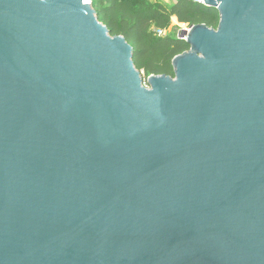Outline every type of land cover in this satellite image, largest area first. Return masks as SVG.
I'll list each match as a JSON object with an SVG mask.
<instances>
[{"label": "water", "instance_id": "95a60500", "mask_svg": "<svg viewBox=\"0 0 264 264\" xmlns=\"http://www.w3.org/2000/svg\"><path fill=\"white\" fill-rule=\"evenodd\" d=\"M144 86L90 0H0V264H264V0H202Z\"/></svg>", "mask_w": 264, "mask_h": 264}, {"label": "trees", "instance_id": "16d2710c", "mask_svg": "<svg viewBox=\"0 0 264 264\" xmlns=\"http://www.w3.org/2000/svg\"><path fill=\"white\" fill-rule=\"evenodd\" d=\"M97 20L111 36H120L133 50V65L149 76L173 77L172 60L190 50L177 37L165 34L171 19L188 28L205 25L216 29L218 14L190 0L166 6L160 0H90ZM161 32V34H159Z\"/></svg>", "mask_w": 264, "mask_h": 264}, {"label": "rangeland", "instance_id": "374dc122", "mask_svg": "<svg viewBox=\"0 0 264 264\" xmlns=\"http://www.w3.org/2000/svg\"><path fill=\"white\" fill-rule=\"evenodd\" d=\"M160 1L168 7L172 5L176 0H160ZM183 30H188V27L184 24H179L175 18H172L168 29L165 31V34L168 35L169 37H177L178 34ZM141 78L142 80H144L143 73H141ZM144 86L147 87L146 84H144Z\"/></svg>", "mask_w": 264, "mask_h": 264}, {"label": "built area", "instance_id": "2783aa9c", "mask_svg": "<svg viewBox=\"0 0 264 264\" xmlns=\"http://www.w3.org/2000/svg\"><path fill=\"white\" fill-rule=\"evenodd\" d=\"M190 1L201 4V5L203 4L202 0H190ZM159 34H161V32H159Z\"/></svg>", "mask_w": 264, "mask_h": 264}]
</instances>
